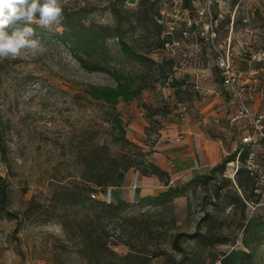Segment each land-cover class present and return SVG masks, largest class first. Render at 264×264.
Masks as SVG:
<instances>
[{
  "label": "rangeland",
  "instance_id": "374dc122",
  "mask_svg": "<svg viewBox=\"0 0 264 264\" xmlns=\"http://www.w3.org/2000/svg\"><path fill=\"white\" fill-rule=\"evenodd\" d=\"M238 1L242 7L236 12L235 46L240 51L264 48V0H225L210 8L204 0H189L187 6L183 0L179 13L171 0H65L60 24L51 30L30 25L47 51L0 61V175L10 189L9 208L0 216V264H95L92 251L106 254L101 264H222L224 253L243 248L244 218H264V204L251 214L248 206L228 203L233 190H239L237 174L228 170L232 164L227 163L219 178V196L217 182L211 180L164 205L125 199L130 204L121 217L105 222L111 233L107 247L114 253L99 238L103 225L92 226L87 215L92 203L76 197L81 190L91 198L92 192L102 197V189H92L90 179L95 168L111 167L113 157L130 148L116 140L119 133L148 151L164 131L176 126L181 131L197 124L204 131H217L211 124L216 122L214 113L224 112L227 104L218 109L222 102L217 97L221 88L214 43L224 45ZM256 5L262 7L252 17L248 7ZM247 15L251 32L242 20ZM71 24L96 32L94 62L86 56L81 62L84 49L61 38ZM211 26L218 33L214 42ZM117 34L153 57L152 68L126 55ZM101 50L107 61L97 56ZM94 66L99 69L91 70ZM114 73L131 86L145 88L114 106L93 98L92 87L116 84ZM173 78L186 84L177 88ZM225 130L223 126L218 133L225 137ZM223 146L234 152L230 141ZM259 155L264 164V153ZM135 187L134 181L131 189ZM30 204L38 209L27 213ZM147 253L149 257L135 256ZM251 264H264V237Z\"/></svg>",
  "mask_w": 264,
  "mask_h": 264
},
{
  "label": "trees",
  "instance_id": "16d2710c",
  "mask_svg": "<svg viewBox=\"0 0 264 264\" xmlns=\"http://www.w3.org/2000/svg\"><path fill=\"white\" fill-rule=\"evenodd\" d=\"M184 4L187 6L189 4V0H185ZM73 16L74 14H72V18H74ZM24 26L25 25L23 23H18L14 27L22 28ZM70 26H71L70 31L61 35V38L65 42H74L76 43V45L78 44V46L84 49V55H79L78 57L81 62H84L85 56L87 58L92 59V62H94L93 58H96L95 55L97 52L95 46L98 41L96 32L95 31H92V33L84 32L83 30L86 28L84 24H81L80 26L76 24H71ZM117 36H118L119 44L126 55H128L133 61L143 64L148 68H152V64L155 63L153 57L147 56L139 52L138 50L133 49L126 41H124L119 36V34H117ZM97 56L102 57L103 61H107V55L106 53H104L103 50H101V52H99ZM90 69L97 70L99 69V67L94 66ZM114 74H115L114 78L116 79L115 85L92 87V89L89 91L90 95L95 99L103 100L105 103L114 106L115 104L118 103L120 98L126 101L136 98V96H139V94L145 88V85L143 84H137V85L134 84L131 86L127 82L122 81L121 79L122 75H120L119 73H114ZM172 84L173 86L180 88L184 84H186V80L173 78ZM114 122L117 126H119V128L123 129V125L121 124L120 119L116 115H114ZM116 140L120 142L123 146L130 148L126 151H123L120 154V156L118 155L116 157H113L114 164L111 167H108L107 169L104 170L100 168H95L93 170L94 172H92L93 174L92 179H90V181H92V189L95 190L97 187H100L101 189L104 190L108 186L119 187L125 181L126 175L131 168L138 170L140 175H148V176L155 175L164 184L166 185L169 184L170 174L168 173V171L164 170L150 159L149 157V154L151 153L150 151H145L144 147L134 143L133 141H130L125 136L124 132L121 134L119 133ZM247 152L248 149L245 148L240 154V160L242 162V166L239 167L236 173L237 174L236 182L239 190L238 191L237 189L233 190L234 192L231 193L230 198L228 199L229 204L241 203L244 206H247L246 200L254 199V191H253L254 179L248 175L246 168L244 169L243 167L244 166L243 163L245 161ZM236 155H237V151L224 157L218 164H216L210 169L209 173L202 175L197 179L195 178V180L191 182V185L170 186L167 190L160 192L158 195H148L141 197L139 199V202L146 201L148 203H153L155 205H164L167 203H172L176 197L185 195L186 191L189 188L195 187L196 189L197 186L202 187V185L210 182L211 180H216L217 183L215 187H216L217 195L219 196L221 189V185H220L221 180L219 178L221 174L224 173L227 163L230 162L231 160H234ZM139 157L141 158L138 159ZM230 164L231 163H229V165ZM228 170L230 171V173H233L234 168L228 166ZM250 183H252L251 186ZM73 186L80 189L79 185H73ZM61 187L64 189L68 188L67 186H61ZM248 187H251L249 191H248ZM86 194L87 193L84 190L77 191L76 197L79 198L78 199L79 202L90 201L92 203V212L88 213L87 215L92 216V226L95 223H98L99 225H103L104 234L101 235V237L99 236V238L102 244L104 245V247H107V243L110 242L111 233H109V231L106 230L107 225L105 224V222L107 220L113 219L112 217H117V216L121 217L119 213L125 208L127 204L130 203H128L125 199H119L116 202L108 203L105 200L102 201V199L93 198V197L91 198L89 194L87 195ZM9 203H10L9 183L5 177L0 175V216L4 215V213L8 210ZM76 203H78V201H76ZM37 209H38L37 207H33V205L30 204L26 212L27 213L35 212ZM61 224L64 228L68 227V224L66 222H61ZM242 232H243V236H242L243 248L233 247L228 252L224 253L221 258L222 264H251L253 262V260L258 254V249L264 237V218L257 215L245 217L242 223ZM83 234L85 239L89 238V235H87L89 234L88 229H86L85 233ZM109 250L114 253L113 250L111 249ZM84 252H86L85 249ZM132 254L133 252H130L128 255H132ZM94 256H96V259ZM105 256H106L105 253L96 254L94 251H92V260L93 258L94 260H96L95 264H99V263L101 264ZM135 256L149 257L148 253L143 255L136 254Z\"/></svg>",
  "mask_w": 264,
  "mask_h": 264
},
{
  "label": "built area",
  "instance_id": "2783aa9c",
  "mask_svg": "<svg viewBox=\"0 0 264 264\" xmlns=\"http://www.w3.org/2000/svg\"><path fill=\"white\" fill-rule=\"evenodd\" d=\"M173 1L174 11L179 13L182 8L183 0ZM225 0H204V4L209 8L221 4ZM242 7L241 1L235 4L234 12L230 18L228 33L224 38V45H215L216 63L219 67V77L222 88L219 94L228 95L235 107L234 111L228 116V123L234 131L243 129L240 135L230 131L225 137H220L219 142L230 141L234 152L237 151L235 160L229 163L234 167V175L237 173L240 164L241 152L247 148L248 152L243 165L248 175L254 179V199L246 200L250 207V213L260 205L264 204V164L261 161L260 153H264V108H260L264 101V48L259 50L240 49L235 46V23L236 12ZM262 6L256 5L248 7L252 17L256 10H261ZM187 10V9H186ZM246 22V31L251 32L250 16L242 19ZM210 34L212 42L218 38V33L214 26ZM183 110L186 106L183 105ZM219 121V117L215 118ZM240 132V131H239ZM239 137V139H238ZM230 153V152H229ZM231 154V153H230ZM115 186H108L102 189V197H96L95 192L91 193L93 198L105 200L108 203L114 202L113 193ZM215 200V196L212 197Z\"/></svg>",
  "mask_w": 264,
  "mask_h": 264
},
{
  "label": "crops",
  "instance_id": "0c3cea01",
  "mask_svg": "<svg viewBox=\"0 0 264 264\" xmlns=\"http://www.w3.org/2000/svg\"><path fill=\"white\" fill-rule=\"evenodd\" d=\"M219 84L222 88L221 80ZM217 97L222 102V105L218 108L219 110L223 111L225 103L227 104L224 112L218 113L217 110L214 113L215 116L213 115L214 119L219 117L218 122L211 123L216 128L217 133L204 131L197 124L185 125L186 127L181 131L176 126V128L164 131L161 136L162 140L158 141L152 149H148L151 152L149 154L150 159L170 174L169 184H164L155 175H140L139 171L135 170L131 172L135 174L134 179H132L131 173H127L124 184L119 187L115 186L114 201L119 199L137 201L144 196L158 195L170 186L187 185L195 178L197 179L209 173L210 169L229 153L224 148V144L219 142L223 134L218 133V130L223 129V126H225V129H227L225 131L229 134L230 131L235 129L228 123V116L234 111L235 107L228 95L219 96L218 94ZM226 99H229V101ZM228 107L231 108L229 114H227ZM260 108H264V101ZM236 130L233 131L237 135L240 132ZM134 181L136 187L132 190L131 185Z\"/></svg>",
  "mask_w": 264,
  "mask_h": 264
},
{
  "label": "clouds",
  "instance_id": "9594fccd",
  "mask_svg": "<svg viewBox=\"0 0 264 264\" xmlns=\"http://www.w3.org/2000/svg\"><path fill=\"white\" fill-rule=\"evenodd\" d=\"M64 3L65 0H0V61L25 54L32 57L44 54L47 49L30 25L51 30L63 19ZM18 23L25 26L9 33L8 29Z\"/></svg>",
  "mask_w": 264,
  "mask_h": 264
},
{
  "label": "bare ground",
  "instance_id": "6f19581e",
  "mask_svg": "<svg viewBox=\"0 0 264 264\" xmlns=\"http://www.w3.org/2000/svg\"><path fill=\"white\" fill-rule=\"evenodd\" d=\"M233 174H234V171H233Z\"/></svg>",
  "mask_w": 264,
  "mask_h": 264
}]
</instances>
